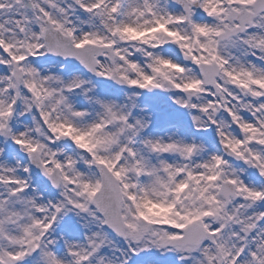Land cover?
I'll use <instances>...</instances> for the list:
<instances>
[{"label": "snow or ice", "instance_id": "1", "mask_svg": "<svg viewBox=\"0 0 264 264\" xmlns=\"http://www.w3.org/2000/svg\"><path fill=\"white\" fill-rule=\"evenodd\" d=\"M0 264H264V0H0Z\"/></svg>", "mask_w": 264, "mask_h": 264}]
</instances>
